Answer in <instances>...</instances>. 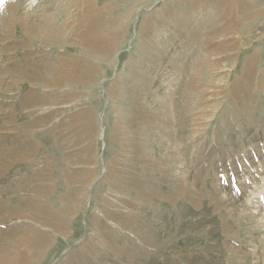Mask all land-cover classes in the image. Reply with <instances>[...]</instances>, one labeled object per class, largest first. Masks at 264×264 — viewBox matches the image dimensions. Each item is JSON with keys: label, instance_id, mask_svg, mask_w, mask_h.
<instances>
[{"label": "rangeland", "instance_id": "rangeland-1", "mask_svg": "<svg viewBox=\"0 0 264 264\" xmlns=\"http://www.w3.org/2000/svg\"><path fill=\"white\" fill-rule=\"evenodd\" d=\"M0 264H264V0H0Z\"/></svg>", "mask_w": 264, "mask_h": 264}, {"label": "crops", "instance_id": "crops-1", "mask_svg": "<svg viewBox=\"0 0 264 264\" xmlns=\"http://www.w3.org/2000/svg\"><path fill=\"white\" fill-rule=\"evenodd\" d=\"M253 60H254V57H253ZM188 77H190V75H188ZM193 77V76H192ZM43 94H46V93H43ZM52 125H54V123L52 122ZM45 127H48V123H47V121H46V123L45 124H43V128H45ZM56 134V133H55ZM56 136H57V134H56ZM56 136L52 133V134H49V135H47V136H43V138H45L46 140L45 141H43V147H44V143H45V145H47L48 143H50V141L52 142H54L55 141V139H56ZM57 139H58V137H57ZM50 146V145H49ZM47 154V152H44V149H43V155L45 156ZM33 156V155H32ZM12 167L9 169V170H11V169H13V167H16V166H19V165H23L24 163H26V158H25V156H20L19 158H15V160L13 159V161H12ZM92 169H94V167L92 168ZM92 169H88V171L90 172ZM8 170V171H9ZM44 170V169H43ZM7 171V172H8ZM88 183H89V181L87 182V184L85 185V188L87 187V185H88ZM44 186H47V185H44ZM54 187V189L56 188V189H58L55 185L53 186ZM84 188V189H85ZM58 218V217H57ZM43 221L47 224V220H46V218L45 217H43ZM32 230H23V231H20V232H31ZM20 236L19 234H14V236ZM20 238V237H19Z\"/></svg>", "mask_w": 264, "mask_h": 264}, {"label": "bare ground", "instance_id": "bare-ground-1", "mask_svg": "<svg viewBox=\"0 0 264 264\" xmlns=\"http://www.w3.org/2000/svg\"><path fill=\"white\" fill-rule=\"evenodd\" d=\"M20 242H21V241H20ZM20 250H21V249H20ZM19 253H20V252H19ZM5 259H6V258H5ZM5 259H4V260H5ZM4 260H3V261H4Z\"/></svg>", "mask_w": 264, "mask_h": 264}]
</instances>
